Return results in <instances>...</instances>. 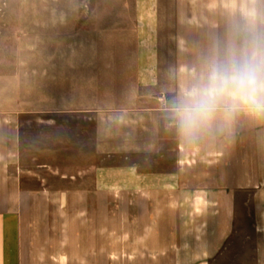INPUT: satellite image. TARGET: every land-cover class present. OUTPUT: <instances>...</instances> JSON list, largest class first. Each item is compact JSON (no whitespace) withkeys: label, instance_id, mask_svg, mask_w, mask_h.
Returning <instances> with one entry per match:
<instances>
[{"label":"crops","instance_id":"0c3cea01","mask_svg":"<svg viewBox=\"0 0 264 264\" xmlns=\"http://www.w3.org/2000/svg\"><path fill=\"white\" fill-rule=\"evenodd\" d=\"M242 2L183 0L176 16L146 19L157 32L137 33L124 96L72 102L96 120L97 163L17 173L16 132L0 124V264H214L232 248L264 264V120L241 114L188 143L167 113ZM254 6L264 14V0ZM162 25L173 26L167 67Z\"/></svg>","mask_w":264,"mask_h":264},{"label":"rangeland","instance_id":"374dc122","mask_svg":"<svg viewBox=\"0 0 264 264\" xmlns=\"http://www.w3.org/2000/svg\"><path fill=\"white\" fill-rule=\"evenodd\" d=\"M182 1L0 0V124L16 132L17 173L43 165L40 175L51 178L97 163L96 120L72 113L82 107L72 102L124 96L133 81L137 33H156L146 19L174 17ZM172 27L160 30L166 67ZM245 262L246 249L232 248L214 264Z\"/></svg>","mask_w":264,"mask_h":264},{"label":"clouds","instance_id":"9594fccd","mask_svg":"<svg viewBox=\"0 0 264 264\" xmlns=\"http://www.w3.org/2000/svg\"><path fill=\"white\" fill-rule=\"evenodd\" d=\"M251 4L241 3L238 19L168 101V119L183 141L223 130L241 114L264 120V14Z\"/></svg>","mask_w":264,"mask_h":264}]
</instances>
